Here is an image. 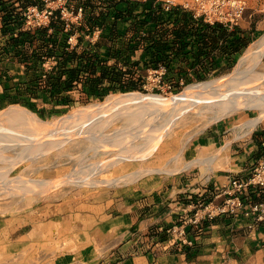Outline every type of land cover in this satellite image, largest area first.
Wrapping results in <instances>:
<instances>
[{
    "label": "crops",
    "instance_id": "obj_1",
    "mask_svg": "<svg viewBox=\"0 0 264 264\" xmlns=\"http://www.w3.org/2000/svg\"><path fill=\"white\" fill-rule=\"evenodd\" d=\"M134 2L136 13L154 7L147 0ZM64 5L68 10L82 8L81 31L87 30V19L97 18L107 25L104 33L117 25L119 34L131 35V31H125L128 23L115 22L114 8H108L106 0H0V104L23 91L31 78V72L16 57L15 48H6V42L17 33L32 34L41 29L55 33L57 29L49 22L41 19V25L36 26V21L27 20L26 14L46 8L56 11ZM238 27L246 37L250 36L245 28ZM85 37L94 43L99 37L98 29ZM219 50L218 47L215 54ZM140 55L141 50L136 51L132 60H138ZM163 73L162 68L148 69L145 85L153 78L160 88H167L166 83L160 85ZM42 104L53 108L52 103ZM245 121L236 125L217 123L190 141L191 152L198 154L196 168L171 178L168 187L130 206L122 217L125 239L104 264H264V214L262 220L255 221L256 214L250 212L254 204L264 202V190L248 186L235 208L221 212L234 195L231 181H245L256 166L264 165V119L243 134L241 125Z\"/></svg>",
    "mask_w": 264,
    "mask_h": 264
},
{
    "label": "rangeland",
    "instance_id": "obj_2",
    "mask_svg": "<svg viewBox=\"0 0 264 264\" xmlns=\"http://www.w3.org/2000/svg\"><path fill=\"white\" fill-rule=\"evenodd\" d=\"M169 1H172V4H181L184 0ZM242 1L244 2V11L241 19L237 22V26L245 28L250 33V43L246 46L247 48L264 35V0ZM246 48L239 53L231 67L220 65L206 79L188 82L177 93L170 92L166 87L160 88L158 80L153 78L148 79L143 91L132 92L160 95L164 98L172 99L187 90L191 85L210 79L226 77L234 69ZM127 93L130 92H111L99 99L93 95L82 96L76 92V95H73L74 102L70 105L55 106L53 108L40 102L7 101L0 104V115L11 106L20 107L37 119V124L35 122L33 124L32 121L26 127L33 129L31 127L34 125L39 128L41 123L40 128L43 130L54 127L56 121L58 122V120L75 111L88 109V107L94 105H103L109 99ZM108 113L111 114L113 112L109 111ZM186 116L188 117L187 119H177V124L172 125L173 128L171 129V126L168 130L169 132L171 131L170 133L167 132L168 136L166 134L162 139L163 141L159 142L158 145L164 148L161 154H151L152 156H149L148 159L133 160L126 158L109 170L96 175L91 168L95 164L115 159L120 146H111L113 150L91 148L87 140L84 139L86 135L82 134L73 136L75 140L73 138L72 141L64 144L60 148V152H51L52 154L45 157L46 159L41 158L34 161L32 163L34 165L29 168L26 165L30 164V162H25L26 168L23 172L19 170L20 167L11 171L7 175L10 179L18 176L23 179H58L60 176L71 174L70 177L72 179H70L76 181V185L66 184L61 185V187H52L53 194L66 193L73 199L69 203L72 209L66 207L67 209L65 208L62 212L57 209L62 201L57 199L51 202L47 209L41 210L39 207L35 209L29 208L26 202H21V208L14 212L7 211L2 214L1 210L7 208L9 201L12 199L5 197L3 191H6V188H0V215L5 216L3 219L0 218V264H104L107 258L117 252L125 239L122 217L131 209L130 206H136L137 202L141 203L142 200L151 198L152 194L157 192V190L168 187L171 178L191 168H196L195 158L198 154L190 150V141L194 137L205 134L211 128H214L217 123L236 125L243 119L254 118L256 113L253 110H243L210 123L204 119H193L191 113ZM87 119V117H83L78 119L76 123L83 122L81 127H84L89 124ZM153 119H156V121L154 122ZM153 119L144 122L138 127L137 143H141V139H144L145 136L158 134L165 127H169L167 124L161 128V125L164 124L163 119ZM131 127L132 125H129L123 118H116L105 126L101 133L103 132L105 139L117 131H125V129ZM58 131L60 132L61 130ZM43 135L45 136V134ZM40 137V135L37 136V138ZM55 137H60V135H55ZM125 141L131 142L134 140L128 135ZM57 153H59V156L53 155ZM11 154L9 153V155ZM189 162H193V164L188 169L173 172L172 174H143V176H138L132 181L128 179L123 181L124 183L120 182L112 186L101 185L93 187L82 185L79 182L80 178H78V176L87 179L94 176L95 179L114 178L127 172L138 171V169L161 168L164 164L168 169H173ZM10 216H13L12 219H10Z\"/></svg>",
    "mask_w": 264,
    "mask_h": 264
},
{
    "label": "trees",
    "instance_id": "obj_3",
    "mask_svg": "<svg viewBox=\"0 0 264 264\" xmlns=\"http://www.w3.org/2000/svg\"><path fill=\"white\" fill-rule=\"evenodd\" d=\"M134 1L106 0L107 7L114 8L115 22L128 23L125 31H131L130 36L119 34L117 25L104 33L107 25L97 18L87 19V30L81 31L82 15L77 24L68 23L54 10L49 26L57 29L55 33L41 29L9 38L5 47L15 48L31 78L8 101L49 102L55 107L74 102L70 95L74 91L99 99L111 92L143 91L146 71L158 68L164 69L160 85L166 83L170 92L177 93L188 82L206 79L220 65L231 67L250 43V36L237 25L207 22L163 0H147L154 7L136 13ZM96 28L99 37L91 43L85 36L91 37ZM138 50L140 58L132 60Z\"/></svg>",
    "mask_w": 264,
    "mask_h": 264
},
{
    "label": "bare ground",
    "instance_id": "obj_4",
    "mask_svg": "<svg viewBox=\"0 0 264 264\" xmlns=\"http://www.w3.org/2000/svg\"><path fill=\"white\" fill-rule=\"evenodd\" d=\"M243 110H253L256 113L254 118L242 123L241 130H244L243 134H245L249 133L264 118V35L244 50L236 66L226 77L210 79L191 85L187 90L172 99L160 95L130 92L111 98L103 105H94L88 107V109L75 111L58 120V122L56 121L54 127L43 130L40 128L41 123L40 126L38 125L40 129L33 125L37 119L30 115L28 111L17 106H11L0 115V165L2 164L0 166V188H6V191H3L5 197L12 199L9 201L7 208L1 210L2 214L7 211L14 212L21 208V202H26L29 208L47 209L50 203L57 199L62 201L57 207L58 211L62 212L66 207L72 209V206H69V203L73 200L70 196L66 193L53 194L52 192V187H61V185L66 184L76 185V181L71 180V174L60 176L58 179H23L21 176L10 179L7 175L18 167L23 172L26 166L29 168L34 165L32 164L34 161L45 158L54 151L60 152V148L67 142L72 141L73 136L85 134L84 139L87 140L91 148L95 149L113 150L111 146H120L115 159L95 164L91 168L97 175L100 172L109 170L126 158L143 160L148 159L149 156L155 153L156 155L161 154L164 148L158 145L159 142L169 132L170 127L177 124L176 120L187 119L186 115L188 113L192 114L193 119H204L210 123ZM109 111L113 113L109 114ZM83 117L88 118L89 124L81 127L83 122L76 123V121ZM116 118H123L132 127L125 129V131H117L112 136L104 139L103 132L101 133L102 129ZM153 118L163 119L164 124H159L161 128L167 124L169 127H165L158 134H149L141 139V143H137L138 127ZM32 121L33 126L31 128L33 129H28L26 125ZM153 121L155 122L156 119H153ZM43 134L49 137H45ZM38 135L41 137L37 138ZM55 135H60V137H55ZM128 135L134 141H125ZM114 150L116 149L114 148ZM153 151L155 152L152 153ZM9 153L12 154L9 155ZM27 161L30 164L25 166L24 163ZM191 164L193 162L173 169H168L164 164L161 168L138 169V171L127 172L114 178L95 179V176L90 179L80 176L78 178H80L79 182L82 185L93 187L112 186L128 179L132 181L138 176H143V174H172L189 168ZM22 165L24 166L21 167ZM3 217L5 216L0 215V218L3 219ZM10 217L12 219L13 216Z\"/></svg>",
    "mask_w": 264,
    "mask_h": 264
},
{
    "label": "built area",
    "instance_id": "obj_5",
    "mask_svg": "<svg viewBox=\"0 0 264 264\" xmlns=\"http://www.w3.org/2000/svg\"><path fill=\"white\" fill-rule=\"evenodd\" d=\"M43 2H51V0H43ZM168 5L172 4V1H164ZM184 9H188L193 12L195 17H202L207 22H219L223 25L233 26L237 25V22L241 19L244 11V2L242 0H184L181 4H178ZM61 18L68 23L79 22L82 9L68 10L64 5L59 9ZM53 10L46 8L43 11H37L32 14H26L27 20L36 21L35 25H41L40 20L49 22L52 18ZM68 27V25H66ZM69 43L73 44L72 38L69 39ZM231 186L234 190L232 198L228 199L224 204L223 213H228L231 208H235V202L239 201V196L247 191L248 186H254L259 190H264V165L256 166L252 175L245 181L232 180ZM233 212V211H232ZM252 214H256L255 221L262 220L264 214V202L254 204L250 209Z\"/></svg>",
    "mask_w": 264,
    "mask_h": 264
}]
</instances>
